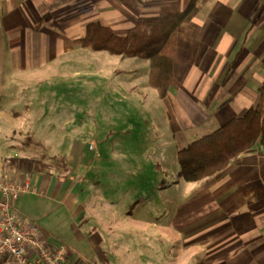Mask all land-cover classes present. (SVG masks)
<instances>
[{
  "label": "rangeland",
  "instance_id": "rangeland-1",
  "mask_svg": "<svg viewBox=\"0 0 264 264\" xmlns=\"http://www.w3.org/2000/svg\"><path fill=\"white\" fill-rule=\"evenodd\" d=\"M26 3L0 0V176L17 179L41 171L60 175L65 186H71V177H80L84 208L94 205L104 220L108 212L101 195L113 203L115 221H131L127 229L114 230L113 237L129 239L132 249H122L128 264H237L236 256L250 244L205 243L218 240L221 230L216 229L195 236L210 227L205 225L210 216L213 222L220 217L228 221L226 236L250 233L256 212L252 205L217 206L206 194L211 178L188 182L180 177L178 145H160L170 129L162 101L148 84L150 60L82 45L59 51L50 44L57 37L18 20ZM135 67L142 73L138 87L153 92L147 103L129 91V70ZM214 127L213 122L192 126L186 137L193 141ZM20 158L33 167L28 169ZM237 199L256 201L244 195ZM260 208L264 216V204ZM54 219L69 225L60 211ZM262 232L264 237V228ZM255 247V253L264 254V245Z\"/></svg>",
  "mask_w": 264,
  "mask_h": 264
},
{
  "label": "crops",
  "instance_id": "crops-1",
  "mask_svg": "<svg viewBox=\"0 0 264 264\" xmlns=\"http://www.w3.org/2000/svg\"><path fill=\"white\" fill-rule=\"evenodd\" d=\"M189 1L27 0L28 9L20 12L22 18L18 15V20L29 21V27L36 32L57 37V41L50 42L51 47L64 51L66 45L71 48L81 45L75 40L85 35L87 25L93 21L124 35L140 17L179 12ZM198 4L200 10L196 17L184 24L176 36L174 78L168 95L161 99L157 93L170 129L160 145L173 142L178 150L191 142L186 133L192 126L197 128L213 122L217 129L251 107L264 108V0H198ZM56 29H61L60 33L54 32ZM101 70L98 68L99 73ZM139 70L138 67L129 70L132 76L129 91L140 94L147 103L153 92L149 93L147 87H138L137 83L142 81ZM114 72L121 70L115 68ZM10 172L13 174V170ZM28 176L38 193H24L15 202L14 209L39 226L51 248L66 246V259L58 264H128L122 249H132L129 239L118 241L113 237L114 230L127 229L132 223L114 220L112 214L117 212L113 203L99 195L103 210L108 212L104 220L101 217L99 220L94 205L83 207L85 198L78 187L80 177H71V186H65L60 175L38 171ZM210 178L206 194H211L217 206L229 210L238 205H252L257 216L253 217L254 225L248 228L250 233L227 236L224 232L228 221L220 217L221 220L213 222L210 216L205 224L210 227L197 232L195 237L211 229L221 230L218 240L208 239L205 243L250 244V251L242 250L236 256L237 264H261L264 254L260 250L255 253V246L264 245L261 237L264 216L260 208L264 204V148L256 145L234 159L225 171ZM241 195L256 201H237ZM58 211L70 220H65L69 225L65 226L63 219L53 220ZM118 244L125 248H119Z\"/></svg>",
  "mask_w": 264,
  "mask_h": 264
},
{
  "label": "trees",
  "instance_id": "trees-1",
  "mask_svg": "<svg viewBox=\"0 0 264 264\" xmlns=\"http://www.w3.org/2000/svg\"><path fill=\"white\" fill-rule=\"evenodd\" d=\"M199 10L198 0H190L179 12L140 17L124 35L116 34L99 21H93L87 25L85 35L76 39L75 43L94 51L150 60L149 85L156 89L161 99H165L174 78L176 36ZM258 144L264 148V108L261 105L251 107L243 115L229 119L211 133L179 149V175L188 182L213 177ZM19 161L28 169L33 167L27 158H20Z\"/></svg>",
  "mask_w": 264,
  "mask_h": 264
},
{
  "label": "built area",
  "instance_id": "built-area-1",
  "mask_svg": "<svg viewBox=\"0 0 264 264\" xmlns=\"http://www.w3.org/2000/svg\"><path fill=\"white\" fill-rule=\"evenodd\" d=\"M38 193L28 174L19 180L0 176V264H58L65 245L51 248L39 226L14 209L24 193Z\"/></svg>",
  "mask_w": 264,
  "mask_h": 264
}]
</instances>
